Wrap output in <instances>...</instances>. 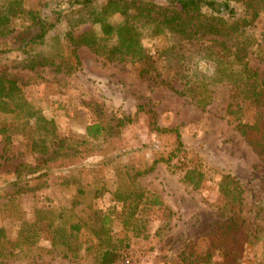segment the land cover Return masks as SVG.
<instances>
[{"label": "rangeland", "instance_id": "374dc122", "mask_svg": "<svg viewBox=\"0 0 264 264\" xmlns=\"http://www.w3.org/2000/svg\"><path fill=\"white\" fill-rule=\"evenodd\" d=\"M40 3L42 0L22 2L26 9H36ZM121 21L118 14L112 17L116 26ZM254 25V47L260 51L250 55L248 62L264 73V7ZM90 30L98 32L100 25L81 23L72 29V35ZM18 32L0 37V49ZM143 44L149 66L139 61L109 60L85 44L77 46L79 66L70 73L51 66L22 68L15 52L0 56L24 97L53 121L58 139L78 142L88 137L86 126L99 123L103 127L99 136L89 137L90 143L80 145L73 156L49 164V174L42 177L48 185L13 193L11 183L20 165L40 167L28 176L32 184L47 166L41 165L45 155L31 148L36 136L34 118L15 125L13 115L1 116L11 136L6 140L0 133V228L14 242L21 229L37 230L38 234L34 245L21 244L23 249L15 256H0V264H96V240L89 231H81V245L73 256L52 245L51 235L36 219L35 210L68 205L76 194L74 183L85 187L84 196L79 198L81 205L88 202L94 210L110 209L115 214L123 209L113 195L123 185L122 173L128 167H147L171 147L170 136L152 131L150 117L137 110L139 105L154 112L159 126L178 128L184 151L169 165L158 163L137 177L162 205L142 212L149 218L143 236H133L114 223L113 236L124 237L127 243L116 264L123 258L132 264H264V157L240 132L241 123L255 120L256 109L230 84L215 87L213 100L205 108L199 107L174 75V60L158 55L163 39H144ZM143 67L150 72H142ZM199 69L210 75L212 63L201 60ZM259 110L264 118V107ZM128 116L133 121L120 125ZM188 168L201 172V179L196 176L193 184L184 181ZM224 176L236 183L231 185L236 186L233 193H224ZM232 217L231 226L222 225ZM214 232L218 235H212ZM215 237L228 243V248L210 250Z\"/></svg>", "mask_w": 264, "mask_h": 264}, {"label": "trees", "instance_id": "16d2710c", "mask_svg": "<svg viewBox=\"0 0 264 264\" xmlns=\"http://www.w3.org/2000/svg\"><path fill=\"white\" fill-rule=\"evenodd\" d=\"M22 2L0 0V37L9 36L19 29L9 45L0 49V56L15 52L22 68L51 66L70 73L79 66L77 46L85 44L109 60L139 61L149 66L143 40L161 38L164 47L158 55L174 60L177 68L174 75L183 82L185 93L199 107L205 108L213 100L215 87L230 84L256 109L255 120L241 123L240 132L253 150L264 157V118L259 110L264 107V73L252 68L248 62L250 55L260 51L258 46L254 47L257 39L254 22L264 7V0H42L36 9H26ZM115 14L122 17L118 26L112 23ZM85 22L99 24L100 30L73 36L72 29ZM201 60L212 63L210 75L199 69ZM142 72L150 70L143 67ZM137 110L149 115L152 131L170 136V151L166 155L155 156L143 169L128 167L122 173L123 185L113 195L123 209L116 214L110 209L94 210L88 202L81 205L79 198L84 196L85 187L79 183H74L76 194L68 205L36 209L35 217L43 222L55 248L77 256L81 245L78 239L85 229L96 240V264H116L121 257V249L127 243L124 237L113 236L114 223H120L136 237L146 233L149 218L142 212L151 206H161L162 202L155 193L143 188L137 177L152 171L158 163L169 165L184 151V147L177 127L159 126L154 112L146 106L139 105ZM2 115H13L15 125L34 118L36 136L32 138L31 148L45 155L41 165L43 168L47 166L36 176L37 183L32 184L28 176L40 167L20 165L11 183L13 193L30 192L48 185L47 179L43 178L51 170L49 164L58 158L73 156L80 145L90 143L89 137H97L103 130L101 124L93 123L86 126L88 137L81 141L58 139L53 121L24 97L21 88L7 73V67L0 62V133L5 134L7 140L11 133L7 134L8 128L2 125ZM132 121L133 118L128 116L119 124ZM196 176L201 179L202 173L188 168L183 180L193 184L198 180ZM232 184L236 183L224 176L221 185L225 194L236 189V186L231 187ZM232 220L233 217L222 225L231 226ZM37 234V230L21 229L18 240L14 242L0 228V256H15L23 249L21 244L34 245ZM212 235H218V232ZM213 243L215 246L210 250L229 246L218 242L216 237Z\"/></svg>", "mask_w": 264, "mask_h": 264}, {"label": "built area", "instance_id": "2783aa9c", "mask_svg": "<svg viewBox=\"0 0 264 264\" xmlns=\"http://www.w3.org/2000/svg\"><path fill=\"white\" fill-rule=\"evenodd\" d=\"M119 264H132L129 258H123Z\"/></svg>", "mask_w": 264, "mask_h": 264}]
</instances>
